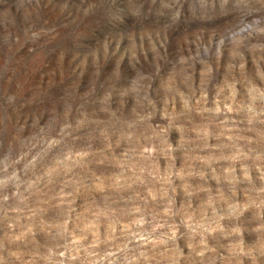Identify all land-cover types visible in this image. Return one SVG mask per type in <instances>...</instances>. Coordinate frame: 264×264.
Here are the masks:
<instances>
[{
  "label": "rangeland",
  "instance_id": "obj_1",
  "mask_svg": "<svg viewBox=\"0 0 264 264\" xmlns=\"http://www.w3.org/2000/svg\"><path fill=\"white\" fill-rule=\"evenodd\" d=\"M0 264H264V0H0Z\"/></svg>",
  "mask_w": 264,
  "mask_h": 264
}]
</instances>
